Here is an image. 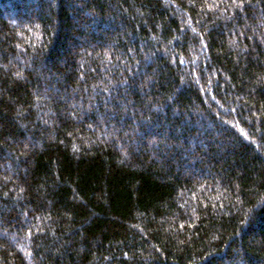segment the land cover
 Returning a JSON list of instances; mask_svg holds the SVG:
<instances>
[{
	"label": "trees",
	"instance_id": "trees-1",
	"mask_svg": "<svg viewBox=\"0 0 264 264\" xmlns=\"http://www.w3.org/2000/svg\"><path fill=\"white\" fill-rule=\"evenodd\" d=\"M0 264H264V0H0Z\"/></svg>",
	"mask_w": 264,
	"mask_h": 264
}]
</instances>
